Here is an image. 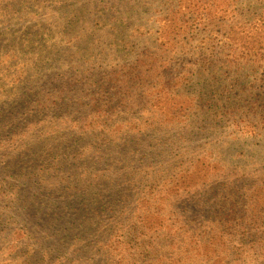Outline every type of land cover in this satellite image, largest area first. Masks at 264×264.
Segmentation results:
<instances>
[{
  "label": "trees",
  "instance_id": "16d2710c",
  "mask_svg": "<svg viewBox=\"0 0 264 264\" xmlns=\"http://www.w3.org/2000/svg\"><path fill=\"white\" fill-rule=\"evenodd\" d=\"M240 2L0 0L73 12L70 51L15 55L66 73L7 90L0 56V264H264V155L229 148L264 132V2Z\"/></svg>",
  "mask_w": 264,
  "mask_h": 264
},
{
  "label": "rangeland",
  "instance_id": "374dc122",
  "mask_svg": "<svg viewBox=\"0 0 264 264\" xmlns=\"http://www.w3.org/2000/svg\"><path fill=\"white\" fill-rule=\"evenodd\" d=\"M161 0H156V3H160ZM258 1L264 2V0H241V5H247L246 8V14L250 15L259 7L257 4ZM72 7H67L64 15L66 14V18L61 20L60 18H54L53 14H51L50 18L47 17L49 11L45 10L42 12L41 17H29L25 20L21 19H1L0 20V56L4 55L5 53H10L8 57V65L10 66V73L11 77H9L7 80L2 79V81L6 84L7 90H13L15 88H19L21 86L25 85V82L34 81V85L39 80V76L43 73V71H46V74H57V73H66L69 69V66L67 64H63L60 67H57L53 63V67L50 69L52 65L47 64L46 62H42L41 65L33 66V68H24L22 66H18L15 62V55L17 54V51L20 52L24 50L26 47H29L36 55L39 50L43 49V46H45V50H47L48 58L50 57V53H52L55 50L62 49L66 51H70V47L66 45V43L62 42V38H67L66 36H60L59 34H65V30H62L60 27V23L67 21L66 29H69V23L72 19L73 12H71ZM244 15V16H248ZM70 16V17H69ZM59 26V27H58ZM27 39H31L32 42L30 44L24 45V42ZM45 39H48V41H45ZM117 48H115L116 51ZM110 53V50L107 52V54ZM95 60H101L103 57L99 56L98 54H93ZM58 56L57 53H54V57ZM101 57V58H98ZM17 61L22 59V63H27L23 60V56L16 57ZM6 59V56L0 60V68H1V62ZM55 59V58H54ZM37 60V59H36ZM34 62V61H31ZM29 62V63H31ZM57 64V63H56ZM17 65V66H16ZM39 67V68H37ZM37 68L36 71H34ZM0 72L5 75V73L0 69ZM6 90V91H7ZM25 92L20 90L18 92V96L21 98L19 100V97H15L16 105L10 103V107L7 106L9 109V112L15 113V121H19L22 118V115L26 112H28V104L23 103V94ZM28 96V94L25 95V97ZM0 97H2L0 95ZM5 105V104H4ZM4 105H1L4 107ZM18 123V122H17ZM231 140V146L229 148H235L234 153L242 150L243 154L245 155H264V132L261 133V136L257 138L256 141H251L249 143H243L239 140H235L233 138L229 139ZM56 148V146H54ZM34 149H40L44 150V152L47 150L45 147L43 148H34ZM230 152V151H229ZM232 158V157H231ZM46 159L44 155L42 156V160ZM48 158L46 159V161ZM8 165V163H7ZM5 165V167H7ZM32 170H29L27 167H19L14 170V175H25L26 177H29L30 175H33L36 173L37 165H32ZM7 169V168H6Z\"/></svg>",
  "mask_w": 264,
  "mask_h": 264
}]
</instances>
